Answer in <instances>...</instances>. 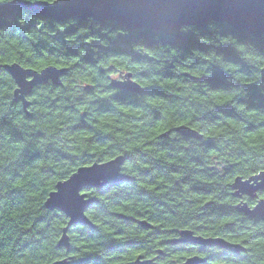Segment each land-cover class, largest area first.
<instances>
[{"label": "trees", "instance_id": "trees-1", "mask_svg": "<svg viewBox=\"0 0 264 264\" xmlns=\"http://www.w3.org/2000/svg\"><path fill=\"white\" fill-rule=\"evenodd\" d=\"M12 1L0 0V264H171L182 230L245 249L204 247L201 264H264V222L237 212L230 188L264 171V35L211 23L176 40L5 10ZM14 63L67 69L59 86L33 89L29 116L3 69ZM126 73L139 93L111 86ZM181 125L201 139L176 133ZM119 155L127 179L86 191L93 226L68 229L67 253L57 243L68 219L45 200L79 167Z\"/></svg>", "mask_w": 264, "mask_h": 264}, {"label": "water", "instance_id": "water-1", "mask_svg": "<svg viewBox=\"0 0 264 264\" xmlns=\"http://www.w3.org/2000/svg\"><path fill=\"white\" fill-rule=\"evenodd\" d=\"M4 9L10 12L27 10L59 22L88 19L101 23L109 21L128 31L146 28L176 40H182L183 28L203 29L211 23L225 24L253 37L264 35V0H54L33 3L13 0ZM3 69L16 85L14 101L21 103L27 116L30 106L27 98L33 89L48 82L59 86L61 77L67 73L66 68L47 66L37 71L15 63L6 64ZM110 84L124 92L137 94L141 91V86L128 73L121 75L120 79H111ZM174 131L184 137L201 139L198 132L184 125L176 127ZM124 162V156L119 155L105 162L79 167L69 178L58 182L54 191L49 193L45 208L59 210L68 219L57 243L59 248H64L68 253L70 244L67 231L71 226H93L86 216L93 198H89L86 191L103 188L110 182L121 183L126 180L127 177L121 172ZM230 188L232 196L239 200L243 197L256 200L252 206L241 200L235 207L236 211L264 222V199L258 197V192L264 191V171L246 179L237 177ZM140 225L150 227L146 221H141ZM180 234L181 243L234 253L245 251L240 244L230 243L220 237L194 236L189 230H182ZM69 259L57 260L52 264H69ZM202 262V258L193 257L183 264ZM136 263L149 264V261L137 258Z\"/></svg>", "mask_w": 264, "mask_h": 264}, {"label": "flooded vegetation", "instance_id": "flooded-vegetation-1", "mask_svg": "<svg viewBox=\"0 0 264 264\" xmlns=\"http://www.w3.org/2000/svg\"><path fill=\"white\" fill-rule=\"evenodd\" d=\"M120 77H121L120 74H114L113 78L120 79ZM243 198H247V197H243ZM255 202H256V200H254V204H255ZM180 232L178 233V236L173 239V243L174 244L172 246H175V248L173 249L172 253L170 254V257H171L170 262H171V264H183L188 259L193 258V257H198V258L200 257L201 258L200 254H199V252H200L199 249L201 250L204 247L199 246L197 244L179 242V240L181 239ZM193 235L194 236H199V235H195V234H193ZM158 253H159V255L162 254L161 251H158ZM176 254H180L179 260H175V259L172 258L173 256H176ZM157 259H158V257H154L153 259L147 260V261H149V264H162L161 262L158 263ZM136 264H139V263H136ZM168 264H170V263H168Z\"/></svg>", "mask_w": 264, "mask_h": 264}]
</instances>
